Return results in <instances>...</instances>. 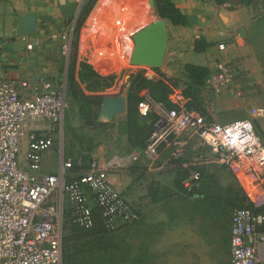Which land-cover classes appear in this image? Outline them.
Returning <instances> with one entry per match:
<instances>
[{"label": "built area", "instance_id": "obj_1", "mask_svg": "<svg viewBox=\"0 0 264 264\" xmlns=\"http://www.w3.org/2000/svg\"><path fill=\"white\" fill-rule=\"evenodd\" d=\"M83 1L76 0L79 8ZM120 11L123 16L115 21L117 28L106 21L101 30L82 38L80 60L101 76L133 75L139 70L150 81L160 79L159 68L132 65L131 42L126 43L128 47L123 45L124 30L120 26L130 23L131 10L128 7ZM73 29L63 36V55L68 58ZM3 46L0 37V58ZM27 48L32 50L31 45ZM234 80L232 65L218 62L206 83L220 93L230 89ZM170 88L167 99L172 108L159 106L155 110L157 120L146 148L129 156L128 165L139 163L142 157L155 161L162 147L172 148L170 161L184 158L187 143L183 140L192 139L209 149L219 164L240 166L243 172L252 167L264 170V137L251 120L208 124L199 111L190 107L191 99L184 89ZM65 95L66 85L56 84L47 76L17 86L0 75V264H59L65 205L74 224L92 230L95 221L89 196L107 231L139 221L138 211L117 192L97 161L72 182L67 180L72 163L63 158L59 174H42V156L54 146V135L64 123ZM142 96L139 111L147 116L154 103L148 92ZM255 118H264V108L256 110ZM200 180L201 173L194 171L184 183L187 192L191 193ZM230 252L232 264H264V214L234 211Z\"/></svg>", "mask_w": 264, "mask_h": 264}, {"label": "crops", "instance_id": "obj_2", "mask_svg": "<svg viewBox=\"0 0 264 264\" xmlns=\"http://www.w3.org/2000/svg\"><path fill=\"white\" fill-rule=\"evenodd\" d=\"M173 1L187 18L188 25L175 27L163 20L168 30V46L159 74L165 77L168 85H173L176 80L186 85V65L204 67L211 72L218 62L234 63L238 65L239 77L230 89L218 93L214 115L237 112L249 89L248 75H258L259 72L249 46L253 15L241 5L218 4L212 0ZM123 8L128 7H118V12L113 9L105 18L101 8L98 12L96 10L98 14H92L89 20L91 31L101 30L106 21L113 29L117 28L114 18H122L120 9ZM129 8L130 23L127 27L120 24L126 34L146 22L145 17L139 25L132 22L133 7ZM151 8V14L157 18L154 8ZM79 9L76 0H0V37L4 44L0 75L17 86L22 82L33 83L39 76H47L56 84L66 85L63 36L77 21ZM87 36L88 33L82 38ZM132 37L127 38L126 43L130 39L132 41ZM197 40H204L208 45L202 53L195 52ZM28 45L32 46L31 51ZM207 88L205 82L202 90ZM25 94L29 95V90ZM232 122L234 119L222 124ZM260 131L264 137V122L260 123ZM170 156L166 149L155 161L142 157L132 170L114 154L98 161L117 192L140 214V221L135 224L134 247L143 254L141 263L137 264L164 261L183 245L184 228L188 222V199L186 191L178 189L174 166L169 163ZM184 159L193 166L197 165L196 159L192 162L188 156ZM61 160L58 163L56 152L51 149L46 151L42 156V174H59ZM88 170V165H85L81 171H73L71 177H79ZM89 202L93 205L90 197Z\"/></svg>", "mask_w": 264, "mask_h": 264}, {"label": "rangeland", "instance_id": "obj_3", "mask_svg": "<svg viewBox=\"0 0 264 264\" xmlns=\"http://www.w3.org/2000/svg\"><path fill=\"white\" fill-rule=\"evenodd\" d=\"M212 1L218 4H228L230 6L241 5L249 10L254 20L261 14L260 5H258L260 3L259 0H253L254 5H246L245 0ZM256 3L257 5L255 6ZM124 6L133 7L132 12L134 18L132 22H138L139 25L142 18H147L146 22L139 25L135 30H129L127 34L124 32L123 45L125 47H128L126 45L127 38H131L140 30L159 19L151 14V7L154 8L153 0H97L92 11L84 21L78 38L75 37V30L78 22L76 21L74 27H72L74 28L72 46H74L76 40H78L77 49L79 50V44L82 42V35L88 33L90 37L94 34L89 27V24H91L89 20L92 14H98L97 12L101 8L104 11L102 12L104 13L103 18H105L111 14L113 9L117 11L118 7ZM103 20H101V22ZM114 20L121 19L114 18ZM125 23L126 25L124 26L127 27L128 23ZM72 28L67 34L72 31ZM130 42V51L133 53V43L131 39ZM249 46L251 56L258 65L259 72L258 75H248L249 89L246 92L247 94L244 97L241 109L233 114L215 116V103L218 92L208 86L209 88L201 90L200 92L203 101L202 110L206 120L210 123L223 125L230 119H234V121L251 120L258 131L261 132L260 123L264 122V118H255V113L257 109L264 108L263 45H253V43L250 42ZM73 59L75 58H72L71 61H73ZM76 59L77 67L75 79L87 96H104L105 98L124 96L126 98L128 88L130 87V77L132 76L130 72L119 73L118 76L113 74L101 76L96 73L91 66L79 60L78 51L76 52ZM71 61L70 57L68 58L67 55H65V69L63 71L66 77V83ZM231 65L236 80L239 77L240 71H238V65L234 63H231ZM138 72L142 73L139 70ZM175 82L178 85L177 88H185V84L181 80H176ZM145 88L144 92H148L149 97L154 103V107L151 108L150 113L153 114L152 117L155 118V110L159 106L166 109L168 108V91L164 88L153 87L150 84L146 85ZM141 97L143 98L142 94ZM65 98L67 108L64 123L59 133L54 135V146L51 148V150L57 154L58 163L61 158L72 162L81 160L83 167L85 165L90 167L93 161L98 162L100 159L114 154L123 164L128 165L127 158L133 154V151H138L137 149L140 147L133 146V141L131 140L133 134L129 129L127 112L123 115L116 116L111 121H107L102 120L100 111L97 119L90 124V122L81 121L78 104L69 95L68 90ZM140 116L142 115L140 114ZM183 142L187 143L186 156H188V159H191V162L196 159V166L206 169V177L203 182L204 185H206L205 187L209 190H206L207 192L203 191L204 199L199 195H194L193 197L188 195V222L186 223V228H184L183 245L176 252H171V256L168 259L156 262V264H232L230 252L231 228L232 217L238 206L236 202L237 198L245 195L250 204L260 210L261 213H264V170L258 167H252L246 168L243 172L240 166L228 167L219 164L211 155L210 150L201 146L199 142H193L192 139H187V141L183 140ZM142 146H144V144ZM166 149L171 153V147H162L160 154H164ZM201 157H203V160L199 162ZM247 164L248 163H246V165ZM134 165L135 164L132 163L129 164V170L134 169ZM71 224L68 214L65 213L63 218V251L59 264L141 263L140 257L143 252L140 250L137 251L134 247V224L122 227L113 233H108L102 238H90L69 243L68 240L71 238L76 240L75 237L71 236ZM176 240H179V238ZM99 241L103 243V249L98 248ZM69 249L73 250L70 254L68 252ZM74 250H76V252ZM146 257L147 260H149V256Z\"/></svg>", "mask_w": 264, "mask_h": 264}, {"label": "trees", "instance_id": "obj_4", "mask_svg": "<svg viewBox=\"0 0 264 264\" xmlns=\"http://www.w3.org/2000/svg\"><path fill=\"white\" fill-rule=\"evenodd\" d=\"M97 0H93L92 4L89 6V8L85 11L83 17L78 20L75 30V37L78 38L80 30L82 28V25L90 12L92 11L93 7L95 6ZM260 3V10L261 14L256 18L252 23L251 28V39L250 42L253 43V45L256 44H262L263 48V55H264V0H259ZM154 2V11L157 15V17L161 20H167L169 21L173 26L175 27H186L188 25L187 18L180 12L179 9L176 8L173 0H153ZM253 0H245L246 5H254ZM257 3L255 4V6ZM207 44L204 42V40H197L195 42V52L202 53L207 48ZM78 40H76L74 46L71 48V55H70V61H71V67L69 70L68 78H67V84H66V91L68 90L69 95L77 102L78 109H79V116L81 121H87L92 124V122L97 119V117L100 114L102 104L104 102L105 97L104 96H87L80 86L78 85L76 79H75V72L77 67V59H76V52L78 51ZM86 64V63H84ZM87 65V64H86ZM160 71L158 70V73ZM185 72L187 75V83L184 86V93L186 97L191 99L190 107L199 111L202 116L205 118L204 112L202 110L203 101L200 95V92L202 88L205 86V82L207 81L210 71L209 69H206L204 67L194 66V65H186L185 66ZM159 81L153 82L148 79H146L143 75V73L138 72L135 75H132L130 77V87L127 91V117L129 122V129L132 132L133 136L131 140L133 141V146H139L140 148L137 149L138 151H142L146 148L147 141L149 137L151 136L157 116L153 118V114L149 113L147 116H140L139 114V105L141 104L143 98L141 97L142 92L146 89V85H151L156 88H164L166 91H168V95L171 92L170 85H168V81L165 79V77L162 74H159ZM175 88L178 87L177 83H174L171 85ZM168 98V97H167ZM168 109H171L172 106L169 104L167 99ZM206 120V118H205ZM208 124H212L209 121L206 120ZM144 144V146H142ZM72 163V168L69 170L67 174V180L69 182H72L74 180H78L83 174H81L79 177L72 178L71 174L73 171H81L83 168V164L81 160L78 161H70ZM172 166H174V172L176 175V182L178 184V189L186 191L187 197L188 195L190 197H193L194 195H199L204 199L203 191L207 192L209 189L206 188L204 185V178L206 177V169L193 166L184 158H181L179 160H172L170 161ZM82 167V168H81ZM194 171H199L201 173V180L199 182V185L194 187L193 191L191 193L187 192V190L184 187V183L190 179L191 174ZM207 190V191H206ZM90 199H92L91 196H89ZM93 202V200H92ZM237 204L238 206L236 209H244L250 211L252 214H264L261 213L260 210L256 209L252 204H250L248 198L243 195L242 197L239 196L237 198ZM93 210V218L95 221V227L92 230H85L82 227L76 225L73 223L71 219V215L69 213V209L64 211L68 214L70 221H71V236L75 237L76 240H73V238L69 239L68 242L71 243L72 241H81L86 240L90 238H102L106 236L108 233H113L116 230L129 226L132 224H124L121 225L118 229L109 232L106 230L103 224V220L100 215V211L98 207L93 202V205L90 204ZM140 217V214H139ZM99 249H103V243L99 241ZM98 249V250H99ZM73 250L69 249V254ZM76 252V250H74ZM139 263V262H137Z\"/></svg>", "mask_w": 264, "mask_h": 264}, {"label": "water", "instance_id": "obj_5", "mask_svg": "<svg viewBox=\"0 0 264 264\" xmlns=\"http://www.w3.org/2000/svg\"><path fill=\"white\" fill-rule=\"evenodd\" d=\"M93 0H84L79 12L80 20ZM134 43L131 63L134 66L161 68L168 46V30L165 21L158 19L153 24L140 30L132 37ZM158 77L153 82H158ZM127 112V100L124 96L106 97L101 108L102 120L111 121L116 116Z\"/></svg>", "mask_w": 264, "mask_h": 264}, {"label": "bare ground", "instance_id": "obj_6", "mask_svg": "<svg viewBox=\"0 0 264 264\" xmlns=\"http://www.w3.org/2000/svg\"><path fill=\"white\" fill-rule=\"evenodd\" d=\"M147 6H148V3H147ZM148 9H149V7H148ZM100 12V11H99ZM150 12V11H149ZM144 19H147V18H144ZM140 24H141V22H140Z\"/></svg>", "mask_w": 264, "mask_h": 264}]
</instances>
